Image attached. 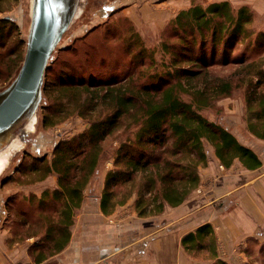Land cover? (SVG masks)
<instances>
[{"label":"trees","instance_id":"1","mask_svg":"<svg viewBox=\"0 0 264 264\" xmlns=\"http://www.w3.org/2000/svg\"><path fill=\"white\" fill-rule=\"evenodd\" d=\"M6 1L10 0H0V7ZM252 17L247 7L234 10L225 2L180 12L174 21L180 34V45L170 48L164 45L165 49L172 50L170 65L175 68L173 77L176 80L165 86L139 85L132 80L85 84L83 80H77L75 74L61 76L52 84L51 91L58 89L65 98H68V92H76L77 102H80L77 109H81V115L90 118L99 108L104 114L89 119L90 126L86 131L55 149L56 157L49 170L59 173L60 178L50 200L60 205L54 215H40L46 221L45 230L29 250L37 263L58 254L68 244L69 227L74 222L75 211L82 205L83 189L101 157L102 142L120 127L123 119L137 128L132 138L118 146L115 168L105 176L100 199L104 214L136 194L135 206L140 216L159 214L166 205L179 206L199 186V168L208 162L207 142L225 167H230L235 160L249 170L262 166L261 158L251 147L242 143L229 129L201 115V110L211 107L216 100L239 86L234 81L236 76L242 74L239 82H248L250 88L264 84L261 60L245 62L240 54H232L239 38L247 32ZM12 21L8 16L0 17V47L4 56L19 49L20 43L17 42L4 49L6 43L3 40L11 34L6 25ZM260 35L257 40H261ZM17 56L19 62L22 53L18 51ZM184 63L191 64V67L185 68ZM230 64L240 67L222 75L213 70L216 66ZM182 93H187L190 99L182 100ZM258 96L246 122L251 133L264 139V91L261 90ZM47 110L53 112L52 106ZM22 167L23 163H20L15 170L20 171ZM36 169L34 167L32 171ZM8 180L9 177L3 182ZM120 185L127 186L123 200L117 196L116 188ZM47 196V192L43 193L39 203L45 202ZM6 207L9 211H16L11 197ZM18 214L22 215L21 228L29 226L25 211ZM12 232L18 238L23 236L21 232ZM213 232L212 224L204 223L185 234L182 245L189 251L209 247L216 256ZM27 236L30 235H24V238ZM211 264L227 263L218 258Z\"/></svg>","mask_w":264,"mask_h":264},{"label":"rangeland","instance_id":"2","mask_svg":"<svg viewBox=\"0 0 264 264\" xmlns=\"http://www.w3.org/2000/svg\"><path fill=\"white\" fill-rule=\"evenodd\" d=\"M223 2L228 3L234 10L247 7L252 13V22L247 26V32L239 38L232 54L235 56L240 54L242 59H246L245 62L261 60L264 71V0H91L83 16L64 35L49 63L50 68L44 78L43 100L39 109L36 130L30 134L25 149L13 159L9 168L0 177V229L6 228L10 231L15 230L16 233L21 232L23 236L19 239L22 240L24 235H39L45 230L46 221L41 216L54 215L60 205L50 200V194L58 188L60 178L59 173L53 169L49 170L56 157V147L86 131L90 126L89 119L104 114V111L99 108L90 118L88 115H81L79 113L81 109H77L80 102H77L76 92H68V98H65L61 95L63 92L58 89L51 91L52 84L66 74H75L77 80L81 79L85 84L115 80L121 82L132 80L134 84L146 86H165L173 83L176 78L173 77L175 68L170 65L172 50L165 49L164 45L167 44L169 48L175 44L180 45V34L175 28V19L180 12L189 8L196 6L205 8L210 4ZM101 3L112 5L113 11H104L108 7L101 9ZM28 5L29 0H10L0 7L2 10L0 17L8 16L13 20L6 25L7 31L11 34L3 40L6 43L4 49L11 46L13 42L20 43L19 49L14 50L13 54L8 56L3 55V49L0 47V90L13 80L23 61L26 34L30 22ZM260 33L261 40H257L256 37ZM18 51L22 53L19 62ZM184 53L187 52L184 51ZM206 55L209 57L210 52L207 51ZM183 65L185 68L191 67V64L184 63ZM239 67L240 65L230 64L227 67L216 66L213 70L217 75H222ZM240 77L242 74L234 78L238 87L233 89L229 95L216 100L211 107L201 110V115L229 129L261 158L264 157V143L248 130L246 120L249 117V110L255 108L257 104L258 93L261 90L264 91V84L257 88H250L248 82H239ZM255 81L256 78H254ZM133 83L131 84L134 85ZM181 99L188 101L190 96L182 93ZM50 106L53 112L47 110ZM128 123L127 119H123L120 127L102 142L101 157L86 188L83 189V202L81 207L75 211L74 221L75 217L82 212L85 203L93 207L95 205H92V202L98 199L100 206L103 189L101 191L99 185L103 180L104 188L105 178L103 179V176L115 168L116 149L122 142L132 138L137 128L136 125ZM205 145L208 156L214 154V148L208 142ZM20 163H23V169L15 170ZM34 167L37 169L32 171ZM235 172L238 173V170ZM260 172L262 171L259 170L257 173ZM8 177L9 180L4 183L3 181ZM126 189V185L116 188L119 200H123ZM259 189L257 198L249 197L248 199L250 213L259 208L261 214H264V181L263 184L260 183V187L256 188V190ZM45 192L48 194L47 200L39 203V198ZM9 197L16 211H9L6 207ZM132 197L135 198L136 204L137 194L124 203ZM230 200L233 199L230 198ZM218 202L221 203L219 210L226 211L227 208L223 207V200L215 201V203ZM23 211L26 213L27 218L25 219L29 221V226L21 228L22 215L18 213ZM164 211L165 209L159 214ZM136 213L139 217H143L138 214L137 210ZM171 214L165 220L178 216L180 212L173 209ZM153 215H158V213ZM92 220L93 222L99 221L97 218H92ZM151 222L150 220V222L140 224L139 227L147 226ZM257 230L259 234L264 235V224L257 227ZM97 231L100 232L99 229ZM257 248L251 253L253 257L255 256L254 263L251 264H264V248L259 244ZM185 251L196 259L207 260V256H204L206 249ZM104 262L98 264H115L113 258Z\"/></svg>","mask_w":264,"mask_h":264},{"label":"crops","instance_id":"3","mask_svg":"<svg viewBox=\"0 0 264 264\" xmlns=\"http://www.w3.org/2000/svg\"><path fill=\"white\" fill-rule=\"evenodd\" d=\"M260 140L264 143L263 138ZM261 160L260 168L249 170L239 160L225 167L215 154L209 155L207 165L199 168L200 182L196 190L181 205L176 208L167 205L158 215L139 217L134 197L117 204L109 214L101 211L98 199L92 202L93 207L85 203L69 227L68 244L61 252L40 263L29 252L39 235L22 240L9 229L2 228L0 264H98L112 258L115 264H209L218 258L227 264L254 263L252 251L258 249V244L264 248V235L257 230L264 224V214L259 208L250 213L248 199L257 198L260 189L256 188L263 184L264 157ZM259 170L262 172L257 173ZM99 189H103V180ZM221 199L226 211L214 208L215 201ZM173 209L180 214L165 220L172 215ZM92 218L99 221L93 222ZM150 220L151 225L139 227ZM204 223H211L214 228L217 253L214 256L209 247L205 248L207 260L188 255L181 244L185 234Z\"/></svg>","mask_w":264,"mask_h":264},{"label":"water","instance_id":"4","mask_svg":"<svg viewBox=\"0 0 264 264\" xmlns=\"http://www.w3.org/2000/svg\"><path fill=\"white\" fill-rule=\"evenodd\" d=\"M89 0H29L30 22L22 64L0 90V177L36 130L46 70L64 35L83 16ZM221 206L216 203L215 207Z\"/></svg>","mask_w":264,"mask_h":264},{"label":"flooded vegetation","instance_id":"5","mask_svg":"<svg viewBox=\"0 0 264 264\" xmlns=\"http://www.w3.org/2000/svg\"><path fill=\"white\" fill-rule=\"evenodd\" d=\"M90 3H91V0H89L88 5H89ZM102 3H104V2H102ZM102 3H101V4H102ZM101 4H100V5H101ZM88 5H87V7H88ZM102 5H103V4H102ZM102 5H101V9H103L104 7H105V8L108 7V8H106V9H104V11H106V12H107V11L109 12V10H111V12L113 11V10H112V8H113L112 5H110V4L108 5L107 3H105V5H103V6H102ZM28 141H29V139H28Z\"/></svg>","mask_w":264,"mask_h":264}]
</instances>
